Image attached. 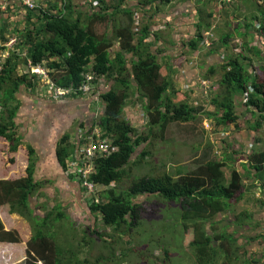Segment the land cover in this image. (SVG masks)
Returning <instances> with one entry per match:
<instances>
[{
  "label": "rangeland",
  "instance_id": "rangeland-1",
  "mask_svg": "<svg viewBox=\"0 0 264 264\" xmlns=\"http://www.w3.org/2000/svg\"><path fill=\"white\" fill-rule=\"evenodd\" d=\"M224 1L226 0L218 1L220 8L223 7ZM249 7L252 6L249 5ZM22 16L23 18L13 16L10 22H7L8 19L6 20L9 36L15 37L18 41L14 51L17 54L20 52V55H22L20 69H18L20 75L25 74V66L23 65L26 53L24 47L21 48V46H23L22 42L24 41L26 29L22 31L19 28L22 26L28 28V26L26 27L24 15ZM22 20H24V23H21ZM7 27L4 24L0 34L5 35L4 32ZM169 39H171L170 35ZM185 41L187 42V38ZM155 42L160 43V41ZM155 42L151 43L150 47H154ZM159 48L164 47L160 46ZM188 51L190 52V50ZM149 52L152 53L153 51L149 50ZM156 52L153 53L156 55ZM166 52L171 55V58L172 54H175L173 49L166 50ZM173 66H179V64L176 63ZM168 68L167 77L172 76L176 71L171 66H168ZM32 73L34 72L32 71ZM125 76H128V74H125ZM169 84L172 83L169 82ZM37 86L33 93L30 89L23 87L24 91L22 90L21 94H18L19 99L24 101V107L15 118L19 133L25 135L27 128H24V126L25 123H29L25 120L27 113H29L25 108L34 106L37 108L35 117L39 120V130L42 134L45 130L54 132L59 136L58 140L63 133H69L71 140H79L81 138L80 134H84V130H79V132L76 128V124L79 123L80 119L92 121L95 124L91 133L100 136L103 134L99 126L105 105L100 98H96V102L93 103L92 101L90 103L91 92L96 90L97 95L111 89L114 85H110L109 79L102 80L99 86L92 84L89 98L85 96L84 99L82 97L66 99L71 104L70 106L68 103H58L52 98H48L53 100L49 101L50 106L45 105V102H47L45 100H37L39 95L47 98L53 96L54 92L58 96L67 94L66 91L56 90L46 76L41 75ZM170 92H173V88L169 86L165 97L170 95ZM30 93L33 95L31 96ZM218 93L220 94L222 91L220 90ZM190 98H193V96ZM203 98V96L194 97V100H199V104L201 99V107L205 108L201 111L197 109L196 118L186 121V123H170L165 132L161 134L159 127H151L150 125L149 116L145 110L147 99L140 96H130L122 117L131 121L138 131L143 132L145 136H150L151 139L148 143H145L144 149L138 148L136 150L132 163L127 167L129 168L127 169V176L121 185L123 190L127 189L134 180L143 177H160L165 174L176 179L174 176L177 169L181 170L182 175L188 176L189 171L192 172L191 170L206 165V161L203 159L204 153L215 154L217 160L222 158L227 159L228 162L233 159L242 160V162L244 160L246 166L249 153L264 151L263 127L258 131L250 129L256 118L254 115L246 114L249 121V123H246L245 117L242 118V113L237 111L236 114L239 116L238 126L229 125L230 128L225 131L223 127V132L227 134L223 136L216 135L221 129L216 125L213 127L209 120L210 117L206 115V112L216 111L217 107L213 105V98L215 97L213 95L212 100L209 102L203 100ZM170 99L169 105L179 103L175 101L173 94ZM77 104L82 108L76 109ZM199 106L196 105L197 108ZM219 106L221 107L219 113H221L223 108L220 104ZM190 107L194 106L190 105ZM212 140L214 141L212 142ZM84 142L86 144V141ZM209 145L211 147L208 149ZM25 147L24 145L16 153H11L9 143L6 139L0 138V180L13 182L25 177V169L28 163L25 157ZM35 150L37 154L41 153L42 157L39 160L41 159L43 162L36 161V180L41 181L42 185L38 193L31 199L34 216L36 215L41 219L51 211L52 215L60 212L63 217L61 221L47 223L42 232L43 235L49 238H51L49 234H52L53 241L46 238L43 240L44 242L37 241L33 244L31 242L33 236L31 224L25 221V218L21 215L11 214L9 205H0V221H10L4 222L7 227L2 223L5 227L4 230L6 229L8 232L15 231L21 240L18 244L0 243V264H54L55 258L58 259L60 264H65L67 256L56 257V250L57 252L59 250L61 255V253L65 254L70 249L77 254V259L82 264H256L253 261L258 262V258L254 257L258 253L255 248L252 249V255L254 256H248L245 251L247 246L255 247L254 243L257 242V240L250 242V238H248L250 232L252 236H255L253 233H258L264 226V195L259 192L261 189L258 187L263 182L264 169L254 174V170L246 166L249 171L246 179V172L243 173L240 164L234 165V169H238L241 175L244 174V186H247L249 194L243 201L244 206L234 204L236 203L234 199L231 201L229 208L216 216L205 213L201 215L197 213L198 210L193 212L191 211L192 206L188 202H171L158 194L139 196L135 201L138 204L142 203L144 206L141 225L132 231H128L124 227L126 229L123 234L118 230L115 231L114 228H106L101 219L96 221L95 224L92 221V215L87 208V201L90 198H99L101 192L92 194L83 189L79 192L77 185L76 189L74 187L65 188L62 183L71 182V184H74L78 179L74 176V179L67 180V173L62 178L55 172L59 168L55 166V163L47 165L44 160L48 156L42 154V151H45L43 144H39L35 147ZM143 150L147 152V156L140 163H135L134 160L141 156ZM231 153L234 158L230 157ZM213 157L211 156V159H214ZM227 161L221 163L228 164ZM224 172L227 175V183L230 180V169L225 168ZM63 179H65V182ZM44 180L50 182L46 183ZM77 192H79L78 195ZM41 203H44L45 207H42ZM242 213L250 214L249 218H244ZM254 214H259L263 218H257V221H255ZM240 215L241 217L237 218ZM247 226L249 229H247ZM92 231H96L95 236H92ZM204 234H208L210 243L205 250H199L206 243ZM223 234H227V236L224 235L227 237V241L220 239ZM228 235H232L229 238L232 239L233 237L234 243L229 241ZM256 237L258 238V236Z\"/></svg>",
  "mask_w": 264,
  "mask_h": 264
},
{
  "label": "trees",
  "instance_id": "trees-1",
  "mask_svg": "<svg viewBox=\"0 0 264 264\" xmlns=\"http://www.w3.org/2000/svg\"><path fill=\"white\" fill-rule=\"evenodd\" d=\"M67 5L63 3V7L65 6L69 10L70 7ZM259 7H261L260 15L264 20V1ZM35 12L36 10L27 9L24 17L28 26ZM36 15L38 21L42 20L44 23H42V28H39L42 24L37 28L35 24H32L33 29H26L22 42L26 53L23 65L26 69L25 74L20 75L18 72L22 55L15 51L10 52V57L3 65V70L0 71V108H2L0 109V138L6 139L9 143L11 153H16L20 147L25 145V157L28 162L24 178L13 182L0 180V205H9L11 214H19L31 224L33 228L31 242L33 244L37 241L44 242V239L49 238L42 233L46 224L52 221H61L63 217L60 212L52 215L51 211L41 219L34 216L31 199L38 193L42 185L41 181L36 180L35 175L36 163L42 162L41 159L39 160L41 156L35 150V147L39 145L33 146L24 142V136L18 132L15 119L22 106L18 97L21 88L25 87V89L35 91L38 87L40 77L32 73L30 69L37 65L46 68L48 79L52 82L53 87L68 91L66 95L59 98L61 103L68 98L90 97L88 95L91 89L87 93L79 90L86 81L84 77L86 73L92 75L91 84H96L102 77L107 79L116 77L114 86L110 90L97 95L96 90L91 92V95L97 96L94 97V101L92 100L93 103L96 102V98H100L105 105L104 113L100 117V126H97L103 132L100 136L101 139H109L110 144V151L107 154L97 155L93 159L90 180L95 185V192L92 194L101 192L99 198H90L87 201V208L92 215L94 224L101 219L106 228H114L115 231L118 230L123 234L126 228L128 231L135 230L141 225L144 210L142 203H136L135 199L144 196V194H158L175 203L188 202L192 206L191 211L198 210L197 213L201 215L205 213L214 216L229 208L230 201L243 197L242 176L236 170H232L227 184L225 172L222 170L224 167L227 168V164L221 162H208L193 173H189L188 176H181L178 179L165 174L160 177H143L134 180L127 189L123 190L121 185L127 176V169H129L127 167L132 163L136 150L144 149L145 143L151 139L150 136H145L143 132L138 131L131 121L122 117L126 103L133 93V83L135 82L137 85L136 92L140 94L139 96L147 99L145 110L149 116L151 127H159L161 134L165 132L170 123H183V121L196 118L197 110L185 102L168 104L171 101V94L165 96L169 82L159 79V71L162 66L156 63L154 55L150 52L138 53V49L131 46V42L135 39L132 34L129 33L128 44H122L123 52L136 55L132 61V68L128 69V66L123 64L125 62L122 54L113 60L110 53L112 44L107 41V38L97 34L96 24H100L102 20L100 17L93 15L89 27H82L80 23L71 22L61 14L54 16L38 12ZM144 31L147 32V29ZM260 32L264 34V21L261 24ZM146 36L148 37V33ZM145 39L147 38L145 37ZM145 39L141 37L140 41L144 42ZM121 40L125 41L123 37ZM257 57H259L258 52ZM229 60L230 62L224 65L226 71L220 82L223 91L213 99V105L217 109L215 112H206V115L212 118V121L214 120V126L224 127L226 130L230 128L229 125L237 127L239 116L234 110V96L236 94L245 95L246 110L256 117L250 129L252 128V131H258L262 127L264 129V67L262 78H259L256 74L251 75L247 70L251 62L249 59L235 57ZM124 73L128 76H125ZM117 75L120 78H117ZM131 76L134 77V80L130 79ZM67 103L69 106L71 105L68 101L65 102V104ZM219 104L223 108L222 114L219 113L221 109ZM77 105L76 109L82 108L79 104ZM87 108L89 110V106ZM80 120L76 124V128L80 131L84 130V134H80L81 140L85 138L84 135L97 138L94 133H91L95 124L91 123V126L87 127L86 124L89 121ZM47 147L53 156V164L55 163V166L59 167L55 172L63 177L67 169V159L75 157L78 149L75 140L71 141L69 133H63L57 141ZM210 147L211 145L208 146V149ZM146 156L147 152L143 150L141 156L134 162L138 164ZM230 157L234 158V155L231 153ZM247 160L251 170L259 173L264 169V151H254L247 157ZM245 172L248 176L249 171L246 166ZM66 179L70 181L74 179V176L68 174ZM79 181L76 182L79 183ZM44 182L49 183L50 181L44 180ZM258 187L264 195V179ZM40 205L45 207L44 203ZM95 232H91L92 236L96 235ZM49 235L51 236L49 239L53 241L52 234ZM224 235L227 236V234H223L220 239L227 241V237ZM231 236L228 235V239L234 243V238L232 237L233 240L229 238ZM256 239L258 238H250V242ZM204 240L206 243L199 250H205L209 246L208 234H204ZM20 242L19 235L15 231L6 232L0 222V243L18 244ZM57 256L58 258L67 256L65 264H82L81 261H78L77 254L71 249L61 255L60 251L56 250ZM253 262L264 264V256L258 262ZM54 264H60L58 259L55 258Z\"/></svg>",
  "mask_w": 264,
  "mask_h": 264
},
{
  "label": "crops",
  "instance_id": "crops-1",
  "mask_svg": "<svg viewBox=\"0 0 264 264\" xmlns=\"http://www.w3.org/2000/svg\"><path fill=\"white\" fill-rule=\"evenodd\" d=\"M218 1L219 0H35L37 7L33 10H36V12L34 13L35 15L33 14L31 17L29 26L25 17L24 20L26 21V27L28 26V28L33 29L32 24H35L37 28L44 23L42 20L38 21L36 18L38 12L54 16L61 14L66 16L71 22H78L82 27H89V22L93 15L100 17L102 19L100 24H96L97 34L107 38V41L112 44L110 53L113 60L116 59L118 55L122 54L125 62L123 63L124 66H128V69L132 68V61L135 59L136 55L122 51V44H128L129 33L132 34L135 39L131 42V46L134 49H138V53H147L149 50L151 52L157 51V56L153 52L151 54L154 55L156 63L162 66L159 71V79L161 81L165 79L167 82L172 83L169 84V86L173 88V93H170L175 96V101L185 102L194 107L198 104L200 105L198 108H192L201 111L205 109L201 107L202 100L200 99L199 104V100H194V97L203 96V100L209 102L212 100L213 95L216 97L218 91H223L220 82L226 71L224 65L230 62L229 59H234L235 57H239L240 59L245 57L249 59L251 62L247 70L251 75L256 74L259 78H262V70L264 67V34L260 32L261 24L264 20L260 15L261 7H259L264 0H226L221 8L219 7ZM63 3L66 5L68 4L67 6H69L70 9L67 10L65 6L63 7ZM249 5L252 7L250 8ZM26 11L27 9L22 5L20 0L11 1L7 6H4V4L0 2V30L4 28V24H6L7 27V22L12 20L11 17L17 16V18H23L22 15L25 16ZM7 19L8 21L6 22ZM24 20H22L21 23H24ZM174 20L175 22H173ZM42 27L43 24L39 28ZM19 29L24 31L27 28L22 26ZM145 29H147V32L144 31ZM8 30L7 27L4 32L5 35L0 34V41H2L3 44H7L9 41L15 39V37L9 36ZM147 33L148 37L146 36ZM169 35L171 39H169ZM144 36H146L147 39H145L144 42L140 41V38ZM122 37L125 40L123 42L121 40ZM186 38L187 42L185 41ZM155 41H160V43H156ZM154 42L156 45L150 47V45H152L151 43ZM160 46L164 48H159ZM21 48H23V46H21ZM169 49L174 50L175 54H172V58L171 55H168L166 52V50ZM188 50H190V52ZM9 52L10 50L5 49V57L8 58ZM257 52L259 53V57H257ZM173 56H175V58H173ZM176 63H178L179 66H173V64ZM168 66L176 70L172 76L169 77H167V71L169 70ZM40 67L46 71L44 66L41 65ZM227 69L229 70V68ZM24 70L26 72V69ZM86 75H91V73H86ZM129 75H131V73H129ZM117 76V78H120L119 75ZM114 78L116 77L113 76L109 79L111 86L114 84ZM104 79L108 80L106 77H102L94 85L99 86ZM130 79L134 80V77L131 76ZM133 86L132 95L139 96L140 94L136 92V83H133ZM22 88L19 92L20 94L22 90L24 91ZM31 92L33 93V91ZM32 95L33 94H31V96ZM191 96H193V98H190ZM60 97L54 94L53 96L51 95V97L43 98L39 95V99L37 98V100H45L47 101L45 105L50 106L49 101L53 100L48 98H52L56 102L61 103L59 101ZM65 100L66 99L63 100V103L67 102ZM92 100L94 101V95H91V101ZM21 102L23 105L21 106L22 109L24 107V101L21 100ZM245 103L246 100L242 95L236 94L234 96L235 112H241V115H243L242 118L245 117L246 123H249L246 114L251 113L247 112ZM25 109L29 112L25 119L29 121V123H25L24 126V128H27L25 135H23L24 142L33 146L43 144L45 151H42V154L48 157L42 160H44L47 165L49 163L52 164L53 156H51V152L47 146L57 141L59 136H57L56 133L54 134V132H48V130H45L42 134L41 130H39V120L35 117L37 108L30 106ZM220 114H222V112ZM209 120L214 127V120L212 121V118ZM91 123L92 121H89V123L86 124L87 127L91 126ZM183 123H186V121H183ZM222 128L223 127H220L221 131L216 135L223 136L227 134L223 132L224 128ZM225 130L226 128L224 131ZM81 138L79 140H81ZM213 141L214 140H212V142ZM75 142L78 147L83 143V141H78V139H76ZM38 155L42 157L41 153ZM249 155L250 153L248 156ZM211 156H214V159H211ZM203 159L206 161L205 164L208 162L226 161V159L224 160L222 158L217 160L215 154L209 155L205 153ZM231 161L234 162L227 164V168L230 169V175L232 170H236L241 175L238 169L233 168L236 164H240L241 170H243L244 173L246 161L243 160L242 162V160L238 159H233ZM246 166L249 167V169L251 167L249 164ZM197 169L189 172L193 173ZM224 169L225 167L222 170L224 171ZM253 173L256 174L257 172L254 170ZM180 175L184 176L181 170H175L174 177L178 179L181 177ZM241 176L243 179L244 174ZM225 177L227 179L226 174ZM245 178L247 179L246 174ZM63 181L65 182V179H63ZM228 183L229 181L227 184ZM62 184H64L65 188L74 187L75 189L77 185L78 191L80 192L82 190L79 183L76 181L74 184H71V182ZM242 191L243 197L234 201L236 202L234 204L244 206L243 201L249 194L247 186H244ZM79 192H77V195ZM259 192L261 193L260 190ZM74 193L76 192L74 191ZM242 216L244 218H249L250 214L242 213ZM253 216L255 221H257V218H263L259 214H254ZM239 217H241V215L237 218ZM0 222L4 223L10 221ZM5 227L7 226L5 225ZM247 228L249 229L248 226ZM5 231L8 232L6 229ZM253 234L255 236H252L250 232L248 238L258 236V239H256L257 242L254 243L255 247L247 246L245 253L248 256H254L252 255V249L254 250L255 248L258 253L254 257L258 258L259 261L263 259L264 256V226L258 233L254 232ZM262 262L263 260L261 263Z\"/></svg>",
  "mask_w": 264,
  "mask_h": 264
},
{
  "label": "built area",
  "instance_id": "built-area-1",
  "mask_svg": "<svg viewBox=\"0 0 264 264\" xmlns=\"http://www.w3.org/2000/svg\"><path fill=\"white\" fill-rule=\"evenodd\" d=\"M11 1L14 0H0L4 6H7V4ZM20 2L26 9L29 10H33L37 7L35 0H20ZM16 45L17 40L15 39L9 41L7 44H3L2 41H0V71L3 70V65L10 57V52L14 51V47ZM5 49L10 50L8 53V58L5 57ZM30 69L31 72L33 71L39 76H47L46 71L41 69L40 66L30 67ZM85 79V83L79 88V90L82 92H88L90 90L89 82L91 81V75H86ZM86 89L87 91H85ZM94 136H97V138H92L91 136L85 137L81 140L84 144V141H86V144L82 145V143L79 145L78 149L76 150L75 157H72L67 161L66 169V173L75 176L78 181L80 180V186L89 193L95 192V185L90 180L91 172L93 170V159L97 155H105L110 151V144L107 139H101L99 134H95Z\"/></svg>",
  "mask_w": 264,
  "mask_h": 264
},
{
  "label": "clouds",
  "instance_id": "clouds-1",
  "mask_svg": "<svg viewBox=\"0 0 264 264\" xmlns=\"http://www.w3.org/2000/svg\"><path fill=\"white\" fill-rule=\"evenodd\" d=\"M86 75V74H85ZM39 76V75H38ZM39 77H41V76H39ZM47 78H48V74H47V76H46ZM91 79H92V76H91ZM89 84H90V89H91V81L89 82ZM55 88V87H54ZM56 90H59V91H66V90H63V89H59V88H56ZM67 93H68V91H66ZM89 92V91H88ZM84 93H87V92H84ZM54 94H55V96H57V97H60V96H58L55 92H54ZM245 96V95H244ZM243 96V97H244ZM246 100V99H245ZM69 159H67V161H68ZM66 161V162H67ZM66 173V172H65ZM67 176H68V174H67ZM82 188V187H81Z\"/></svg>",
  "mask_w": 264,
  "mask_h": 264
}]
</instances>
